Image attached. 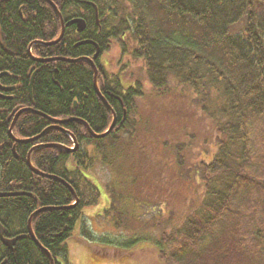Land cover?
<instances>
[{
    "label": "trees",
    "instance_id": "trees-1",
    "mask_svg": "<svg viewBox=\"0 0 264 264\" xmlns=\"http://www.w3.org/2000/svg\"><path fill=\"white\" fill-rule=\"evenodd\" d=\"M51 1L64 21L79 16L86 27L76 32L75 25L66 26L56 44L32 46V56L90 57L95 45L101 54L114 40L125 53L120 37L127 36L133 42L130 58L140 60L149 89L137 79L127 87L121 84L118 75L127 61L108 72L96 60V83L105 103L94 89L88 61H34L29 43L50 41L60 32L56 11L46 0H0V73L8 72L0 76V84L14 86L11 100L0 99V193L7 194L0 196V263L50 264L28 234V217L38 208L74 203L65 185L28 168L26 155L33 145L73 146L63 130L77 142L71 152L41 147L30 155L37 170L64 179L78 198L72 207L44 209L31 219L36 240L54 264H67L65 241L84 208L100 196L98 183L89 179L95 178L88 146L97 150L103 163L108 153L118 157L135 136L137 101L149 90L163 95L180 89L191 94L214 128L212 154L195 166L197 173L200 170L202 199L171 232L138 239L152 241L168 264H264V12L256 9V0ZM84 39L95 45L74 46ZM107 105L115 112L116 124L104 137H93L77 120L42 134L53 124L50 119L66 118L81 119L93 132L103 133L112 120ZM25 107L30 110L19 114L12 135H41L33 142L15 143L8 128L15 110ZM107 187L111 200L120 202L123 194ZM107 206L115 224L127 221L124 210ZM80 234L92 238L83 226ZM14 236L19 238L11 250L1 239ZM138 239L108 243L128 250ZM106 249L99 250L106 254Z\"/></svg>",
    "mask_w": 264,
    "mask_h": 264
},
{
    "label": "rangeland",
    "instance_id": "rangeland-1",
    "mask_svg": "<svg viewBox=\"0 0 264 264\" xmlns=\"http://www.w3.org/2000/svg\"><path fill=\"white\" fill-rule=\"evenodd\" d=\"M256 9L264 12V0H256ZM120 38L128 41L127 52L122 53L121 42L114 40L100 63L106 71L115 72L127 61L118 75L121 84L127 87L137 79L149 89L140 60L130 58L133 42L127 36ZM190 96L180 89L163 95L149 90L137 101L135 136L123 146L125 152L118 157L108 153L103 163L97 150L88 146L95 178L89 179L98 183L100 196L96 204L84 208L65 241L67 264H168L159 258L152 241L138 236L158 238L171 232L202 199L200 170L197 173L195 166L211 156L214 128ZM109 185L123 194L120 202L111 200ZM108 203L126 212L125 223L115 224L110 210L105 211ZM82 226L92 238L80 234ZM131 238L138 240L128 250L113 245ZM103 248L106 254L99 250Z\"/></svg>",
    "mask_w": 264,
    "mask_h": 264
},
{
    "label": "water",
    "instance_id": "water-1",
    "mask_svg": "<svg viewBox=\"0 0 264 264\" xmlns=\"http://www.w3.org/2000/svg\"><path fill=\"white\" fill-rule=\"evenodd\" d=\"M48 4H50L53 9L56 11L57 15H58V18L60 20V32L58 34V36L56 38H54L53 40L51 41H33L31 43H29L28 45V53L30 54V57L34 60V61H37V62H48V61H55V60H62V61H65V62H76L80 59H83L85 61H88L90 64H91V67L93 69V72H94V75H93V86H94V89L96 91V93L102 98V100L106 102L105 98H103L98 90V87H97V83H96V80H97V73H98V70H97V67L95 65V63L93 62V60L99 55V48L98 46L95 45V43L91 40H81V41H78L74 44V46H77V45H81V44H86V43H91L93 45H95L96 47V50L94 52V54L91 56V57H79V58H75V59H72V58H68V57H50V58H38V57H34L32 56L30 50H31V46L34 44V43H39V44H42L43 46H52L54 44H56L57 42L60 41V39L62 38L63 34H64V30H65V27L68 26V25H75V28H76V31L77 32H81L85 29V26H86V23H85V20L82 18V17H74V18H71L69 19L68 21H64L61 13L59 12V10L57 9L56 5L51 1V0H46ZM96 15V14H95ZM97 19V18H96ZM3 73H6V72H3ZM2 74V73H1ZM0 74V75H1ZM31 83H32V78L30 80V83H29V87H28V91H29V95L31 96ZM8 88L6 87H2L0 86V90H6ZM1 96V95H0ZM108 108L110 109L111 113H112V120H111V123L110 125L108 126V128L103 132V133H95L91 130V128L88 126V124L86 122H84L83 120L81 119H77V118H66V119H50L53 124L49 125L47 128H45L42 132V134L49 128H56L58 127L57 124H62V123H65V122H69V121H73V120H77V121H80L82 122L87 130L89 131V133L95 137V138H101V137H104L105 135H107L115 126L116 124V115H115V112L113 111V109L107 105ZM25 110H30L29 107H25V108H20L18 110H15V114L13 116V119L10 123V126L8 128V134L10 136V138L15 142V143H27V142H33L35 140H37L41 134L35 136V137H31V138H24V139H19V138H16L12 135V128H13V125H14V122L15 120L17 119V117L19 116V114H21L23 111ZM66 134L69 135L70 139L72 140L73 142V147H67L63 144H59V143H37L35 145H33L27 152V155H26V163H27V166L28 168L34 172L35 174L37 175H40V176H45L47 178H51V179H55L57 181H59L60 183H62L63 185H65L69 190L70 192L72 193L73 197H74V203L71 204L69 207H72L76 204L78 198L76 196V193L74 191V189L71 187V185L69 183H67L64 179H62L61 177L57 176V175H53V174H47V173H44V172H41L39 170H37L31 163V160H30V155L32 153L33 150L37 149V148H41V147H57V148H60L66 152H71V151H74L76 146H77V142L75 140V137H73L69 131L67 130H63ZM7 195L6 193H0V196H5ZM69 207H53V206H50V207H45V208H38L36 209L35 211H33L29 217H28V220H27V231H28V234L29 236L32 238V240L34 241V243L41 249L43 250L48 259H49V263L50 264H54V261H53V258L51 256V254L45 249L43 248L40 243L36 240L33 232H32V229H31V219L32 217L39 213L40 211L44 210V209H54V208H69ZM2 229L0 227V233H1ZM1 235V234H0ZM2 243L8 247L11 246L12 242H13V239H8V238H2L1 239ZM5 263V260H3L0 264H4Z\"/></svg>",
    "mask_w": 264,
    "mask_h": 264
},
{
    "label": "flooded vegetation",
    "instance_id": "flooded-vegetation-1",
    "mask_svg": "<svg viewBox=\"0 0 264 264\" xmlns=\"http://www.w3.org/2000/svg\"><path fill=\"white\" fill-rule=\"evenodd\" d=\"M75 31H76V29H75ZM77 32V31H76ZM122 37V36H121ZM37 40H39V41H44V40H42V39H35V40H33V41H37ZM33 41H31V42H33ZM125 43V45H127L128 44V41H125L124 42ZM34 45H42V44H39V43H34L32 46H34ZM32 46H31V48H32ZM43 46V45H42ZM109 51V49L108 50H105L104 52H108ZM104 52H102L101 54H100V52H99V55L93 60V62L95 63V61L96 60H99L98 62L100 63V58H101V56H102V54L104 53ZM12 53H16V52H12ZM94 54V53H93ZM92 54V55H93ZM91 55V56H92ZM90 56V57H91ZM13 58V57H12ZM43 58V57H42ZM101 64V63H100ZM102 65V64H101ZM5 72V71H4ZM8 72H6V73H4V74H7ZM1 74V73H0ZM1 75H3V72H2V74ZM0 75V76H1ZM0 86H2V87H6V88H8V89H6V90H0V99H2V100H11L12 98H13V95H11L10 94V92L13 90V88H14V86L13 85H1L0 84ZM1 227V226H0ZM1 229H2V227H1ZM2 232V231H1ZM19 237L18 236H14V237H9L8 239H13V242H12V244H11V246L10 247H8L9 249H13V246H14V244H15V242L17 241V239H18Z\"/></svg>",
    "mask_w": 264,
    "mask_h": 264
},
{
    "label": "bare ground",
    "instance_id": "bare-ground-1",
    "mask_svg": "<svg viewBox=\"0 0 264 264\" xmlns=\"http://www.w3.org/2000/svg\"><path fill=\"white\" fill-rule=\"evenodd\" d=\"M68 21V20H67ZM50 58V57H49Z\"/></svg>",
    "mask_w": 264,
    "mask_h": 264
}]
</instances>
